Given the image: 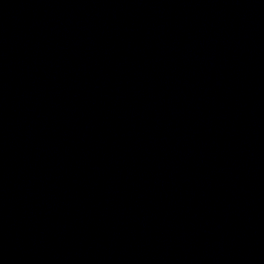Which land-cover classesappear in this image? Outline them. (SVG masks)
Wrapping results in <instances>:
<instances>
[{"label":"water","instance_id":"1","mask_svg":"<svg viewBox=\"0 0 264 264\" xmlns=\"http://www.w3.org/2000/svg\"><path fill=\"white\" fill-rule=\"evenodd\" d=\"M0 264H264V0H0Z\"/></svg>","mask_w":264,"mask_h":264}]
</instances>
